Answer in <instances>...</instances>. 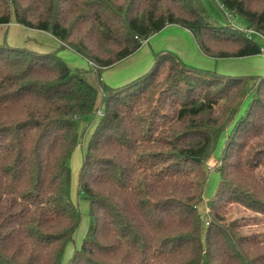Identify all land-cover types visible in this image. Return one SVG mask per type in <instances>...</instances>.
<instances>
[{
  "label": "trees",
  "instance_id": "obj_1",
  "mask_svg": "<svg viewBox=\"0 0 264 264\" xmlns=\"http://www.w3.org/2000/svg\"><path fill=\"white\" fill-rule=\"evenodd\" d=\"M215 1L246 31L216 24L200 0H0V25L50 34L99 78L56 51L0 45V264H63L82 220L70 161L96 116L78 174L90 227L69 264H264V235L231 212L264 222V77L193 69L162 51L130 83L101 81L169 25L215 60L264 54L248 35L264 38V0Z\"/></svg>",
  "mask_w": 264,
  "mask_h": 264
},
{
  "label": "rangeland",
  "instance_id": "obj_2",
  "mask_svg": "<svg viewBox=\"0 0 264 264\" xmlns=\"http://www.w3.org/2000/svg\"><path fill=\"white\" fill-rule=\"evenodd\" d=\"M200 2L205 7L208 16L216 24L226 26L231 23L234 27L246 31L247 26L245 22L240 18L230 17L229 13L223 10V8L219 6L215 0H200ZM164 29L165 30H162L163 32L161 31L145 41L133 58L131 57L130 60L127 59L128 61H122L113 68L104 70L101 74V81L113 88L121 87L122 84H119V82L121 81V72L123 70L134 69L136 71H142L144 68H146V66H148V64L151 65V68L155 61V55L162 51H169L177 55L186 66L193 69L210 71L224 76L264 77V54H262L261 57L255 56L215 60L206 57L200 52L193 36L187 30L176 25H169ZM248 35L264 50L263 37L249 33ZM5 43L11 47L25 48L30 51H56L58 52V56L72 70L87 72L89 81L93 85H99V78L92 70L89 63L79 55L75 54L73 51L69 49H61L59 41L46 32L28 29L18 25L15 22H12L9 25H0V45ZM133 64H135L134 67L130 68V66ZM160 95H156L154 98L158 99ZM164 97L168 96L163 94L160 98L162 99ZM98 120V116L92 117L87 120V123L81 125L83 136L81 138L80 145L75 149L70 161V197L80 211L82 220L78 230L74 235L73 242L70 243L65 250L62 259L63 264H69L74 252L83 244L90 227L89 203L84 199H80L78 195V174L83 161L84 153ZM224 141L225 136H223L220 142L216 156L212 157L207 163L208 169L210 168V173L208 175V181L205 190V200H209L214 196L219 184L220 176L219 173L215 171V168L217 166V157L221 155L225 145ZM200 211L205 217L207 213L206 205L202 206ZM231 212L233 213L234 218L240 219L242 216H245L247 218L246 223L250 224V227H252L256 233L261 235L260 241H262L264 235L263 221H260L257 225L255 223V218L252 215L249 213H242L240 208L235 206L231 208ZM260 247L263 248V244L260 245Z\"/></svg>",
  "mask_w": 264,
  "mask_h": 264
},
{
  "label": "crops",
  "instance_id": "obj_3",
  "mask_svg": "<svg viewBox=\"0 0 264 264\" xmlns=\"http://www.w3.org/2000/svg\"><path fill=\"white\" fill-rule=\"evenodd\" d=\"M165 30V29H163ZM163 32V31H162ZM189 32V31H188ZM134 56V55H133ZM133 56H131L133 58ZM262 55L256 56V57H261ZM131 57H129L128 59L130 60ZM255 57V56H254ZM127 60V59H126ZM125 61V60H124ZM128 61V60H127ZM135 64L131 65L130 68L134 67ZM128 66V65H127ZM150 64H148V66H146V68H144L142 71L141 70H134V69H130V70H123L121 72V81L119 82V84L125 85L127 83H130L131 81L137 79L138 77L142 76L143 73L145 74L149 68H150ZM109 80V79H108ZM106 81V80H105Z\"/></svg>",
  "mask_w": 264,
  "mask_h": 264
},
{
  "label": "built area",
  "instance_id": "obj_4",
  "mask_svg": "<svg viewBox=\"0 0 264 264\" xmlns=\"http://www.w3.org/2000/svg\"><path fill=\"white\" fill-rule=\"evenodd\" d=\"M248 33H249V34H255V35H257V36H260V37H262L260 34H258V33H256V32H254V31H251V30H249V31H248ZM98 115H100V116H101V115H102V112H101V111H100V112H98Z\"/></svg>",
  "mask_w": 264,
  "mask_h": 264
}]
</instances>
